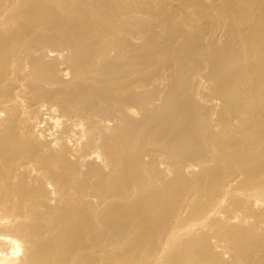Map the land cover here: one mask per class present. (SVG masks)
<instances>
[{
	"label": "bare ground",
	"instance_id": "obj_1",
	"mask_svg": "<svg viewBox=\"0 0 264 264\" xmlns=\"http://www.w3.org/2000/svg\"><path fill=\"white\" fill-rule=\"evenodd\" d=\"M0 264H264V0H0Z\"/></svg>",
	"mask_w": 264,
	"mask_h": 264
}]
</instances>
